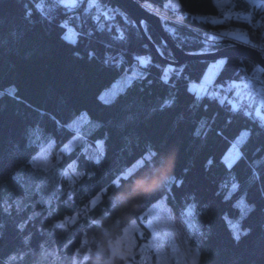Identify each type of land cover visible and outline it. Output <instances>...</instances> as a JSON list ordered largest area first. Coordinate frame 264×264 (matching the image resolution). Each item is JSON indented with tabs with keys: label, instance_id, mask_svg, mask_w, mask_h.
<instances>
[{
	"label": "trees",
	"instance_id": "1",
	"mask_svg": "<svg viewBox=\"0 0 264 264\" xmlns=\"http://www.w3.org/2000/svg\"><path fill=\"white\" fill-rule=\"evenodd\" d=\"M38 1L0 0V93H4L0 95V197L10 195L23 206L20 213L13 209L11 216L0 215V224L5 225L0 230V264H5L14 254L23 256L15 264H72L85 231L88 247L94 254L97 242L104 241L102 247H106L108 241L123 235L132 220H136L139 233H143V238L133 233L136 243L148 246L144 249L148 264H176L182 256L181 264H191V258L186 256L189 249L193 253L199 250V264H264V213L241 217V228H250L251 234L239 242L233 240L227 222L239 216L235 201L240 196L247 202L264 204L260 196L264 188V151H256L264 145V124L255 110L248 111L251 116L241 109L230 111L229 104L189 91V84L201 81L210 62L189 59L180 66L164 62L173 58L158 33L143 24L147 38L159 55L114 1L98 0L104 7L120 11L109 19L102 15L99 20L92 19L95 9H88V0H82L76 9H55L50 19L38 13L26 19L25 6ZM137 1L174 17L171 8L164 7L168 0ZM45 3L50 4L51 0ZM179 3L175 14L180 19L176 16L177 22L164 20L163 28L171 42L184 53H206L223 47L222 41L209 40L210 30L226 31L233 26L246 30L250 37L259 33V29L253 30L248 24L234 20L210 23L207 17L220 15L214 0H179ZM235 7L245 12L249 8L239 0ZM257 15L258 11L253 16ZM64 21L70 29L87 30L90 36L77 43L61 39L65 30L59 25ZM120 35L124 39H119ZM88 51L95 52L94 58H88ZM137 56L150 59L147 67L136 60ZM223 60L227 64L218 69L216 82L247 76L254 79L252 74L258 68L251 60L235 56ZM167 69L174 71L169 70L165 76ZM124 72L128 80L113 102L101 101L99 93ZM254 81L255 84L264 82V72L259 70ZM9 90H14L17 98L7 95ZM169 99L175 100L174 106L162 110L161 105ZM83 111L98 122L85 138L91 143L98 139L104 141L105 155L101 163L86 159L82 149L76 147L57 162L60 177L54 181L44 177L43 186L37 190L42 171L32 169L27 161L39 151L40 144L29 140V130L39 127L46 134L44 143L53 140V149L58 150L75 136V131L66 124ZM202 121L208 123L196 135ZM243 130L251 134L244 137L248 140L247 159L230 170L222 159ZM165 145L174 148L175 159L166 157L159 173L144 170L120 190L109 187L113 176L131 165L145 149ZM73 161L78 171L88 175L77 182L73 199L68 200V183L61 172ZM17 170L23 177L32 173L35 176L32 180L13 179ZM252 170L260 179H253ZM168 174L182 180L183 185H173L164 197L143 199L159 176ZM232 181L239 188L227 196L228 187L224 185L229 186ZM104 187H109L108 195L89 213L92 218H99L103 212L109 214L102 228H89L84 219L67 230L52 228L64 217L83 209ZM111 196L117 197L115 209L108 199ZM44 200L51 201V209L41 203ZM189 204L194 205L195 211L185 216L183 212ZM144 212H150L149 216L137 220ZM33 213L41 215L19 232L15 225ZM153 229L158 237V249L150 246ZM173 246L178 250L175 253ZM42 250L51 255L42 257ZM95 258L94 255L88 261L81 258L78 264H92Z\"/></svg>",
	"mask_w": 264,
	"mask_h": 264
},
{
	"label": "snow or ice",
	"instance_id": "2",
	"mask_svg": "<svg viewBox=\"0 0 264 264\" xmlns=\"http://www.w3.org/2000/svg\"><path fill=\"white\" fill-rule=\"evenodd\" d=\"M214 2H217V0H214ZM223 4L231 10L232 7V0H222ZM82 3V0H51L50 4H46L45 0H39V2H34L31 5L25 6V18L30 19L35 14H39L40 16L45 17L46 19H50V14L53 10L58 8H64V9H76L80 6ZM88 4L90 8H99V2L98 0H88ZM247 4L251 5L255 8H259L262 11H264V0H247ZM151 7V6H149ZM164 7H175L179 8L180 3L179 0H169V3L165 4ZM112 11H117L116 9H113ZM105 17L107 18V13H104ZM235 18L239 19L240 14L235 13ZM248 16H251V13L248 14ZM228 19H232L233 17L231 15L227 16ZM94 20H99V16L92 17ZM180 18L178 17V20ZM204 19V18H200ZM213 24L217 23H223V20H216L212 19L210 21ZM59 27L64 31V34L61 36V39L77 43L82 40H86L90 33L87 30L83 31H76L75 29H70L68 26V22L64 21L59 25ZM227 34V33H225ZM73 36H75V39H73ZM119 39H124L123 35H120L118 37ZM243 43L249 44L252 48H256V44H252L249 40H244ZM78 55V53H77ZM89 59L94 58L95 52L94 51H88L86 53ZM192 55H195V53H192ZM136 60L144 67H147L148 63H150V59L146 57L137 56ZM105 63H108V60L104 61ZM218 64H227V60H220L217 62ZM169 70L174 71V69H167L165 70V76L167 75V72ZM261 71H264V69H261ZM127 81V77L125 78ZM163 79V77H162ZM167 83V80L164 81ZM233 87H238L237 85L233 84ZM193 89H189V91H192ZM4 93H0V95H3ZM7 95L17 98L16 93L14 90H9L7 92ZM115 94L112 93H106L104 95L100 96L101 101L104 103H112L113 98ZM197 99H200L198 96ZM215 99V97H213ZM221 104H224L225 101H220ZM175 104L174 99L165 100L164 103L161 105V109H167L173 107ZM230 111H239V109L235 108V106H232ZM256 115L261 120L264 121V115H261V112L259 109H256ZM248 116H251V112L245 113ZM132 117H129L131 119ZM59 124V121L56 122ZM85 123H90L86 119V114H80L76 119L73 120L72 125L69 127H73L75 130H79L80 127H82ZM207 121H202L200 124V128L197 130L196 135H200L202 130L207 125ZM250 136L251 134H247ZM245 136L244 133H241L240 137H237L236 142L232 144V148L229 151V154L226 155L223 159V163L227 166L228 169H232L234 165H236L238 162L243 161L247 159V152L245 151L246 146L248 144V140L243 139ZM39 139V137H38ZM53 140H47L45 143H41L39 147V151L36 155L32 156L30 160L27 161L29 165H31L32 169H43L44 171H48L50 168V165L46 162V157L49 152V150L54 145ZM72 143V142H70ZM96 148L99 149L97 151L96 155L89 156L87 152L84 153L85 158L89 160H93L95 164H100L101 160L103 159L105 153L103 151V140H97L95 142ZM69 148V145H65L61 149V154L65 153ZM256 151H264V145H261L260 148L256 149ZM170 157L175 159V150L171 146L165 145L161 146L159 148H147L145 151L137 158L131 165L126 166L125 168L120 169L111 179L109 187L120 190L122 188V185L124 183H131L133 182L134 178L140 174L144 170H151L153 174L159 173L160 169H162L165 165V158ZM60 159V156L57 155L56 160L58 161ZM212 161H208V165H211ZM76 165V161H73L71 164L67 166L65 169V173L68 171L72 172V176L69 177L67 175H64L63 179L68 181V191L66 193L68 200H72L74 196V188L78 181L83 180L88 174L86 172H80L78 171L74 166ZM35 176V173L30 174L27 177H23L21 172L17 170L14 175L13 179L21 180V179H27L32 180ZM252 176L253 179H260V175L255 171L252 170ZM90 178V177H89ZM262 184H264V181H262ZM175 185L176 187H180L183 185L182 180H177L175 175L168 174V175H161L159 176L158 182L155 184L154 187L146 190L145 196L143 199H156L158 196L164 197V194L170 190V188ZM43 186V182L37 185V190H39ZM59 187V185H57ZM109 187L101 188L99 192L95 193L85 204L84 208L81 209L79 212H77L73 216H66L62 220L58 221L54 225H52V228H60L67 230L70 226L77 225L81 219H84L87 221L89 228H102L103 222L106 218H108V213L103 212L101 213L99 218H92L89 216V213L94 211L98 208L99 204L102 202L103 198L108 195ZM225 188L228 187L227 184L224 185ZM239 188V184L237 182L231 183L230 193L232 191H235ZM47 189H45L46 191ZM260 196L264 198V188L260 191ZM110 204L113 209L116 207V200L117 197L111 196L108 197ZM41 203L51 209V201L44 200L41 201ZM241 210V215L244 217H248L256 212L264 213V204L257 203L256 201L251 202H245L244 198H241V200L236 205ZM15 209L17 213H20L23 211L22 203L18 200L13 199L10 195L2 196L0 197V215H12V211ZM43 211V209H42ZM195 211L194 205L189 204L186 206V209L183 212V215L190 216ZM150 212H144L142 215H138L136 217L137 220H143L146 219L149 216ZM41 215V213H33L32 216H29L27 220L22 221L20 223H17L15 225L16 229L19 232H23L27 224L34 219V217ZM49 215H51V210L49 211ZM47 218V217H46ZM5 228V225L0 224V230H3ZM133 233H139V228L136 225V220H132L128 227L124 228L123 235H117L112 240L108 241L106 244V247H102V245L105 243L104 241H100L96 243V252L93 254L92 249L88 247L89 240H88V233L85 231L83 233V238L81 239L80 247H78L74 252V259L72 260V264H78V261L82 258L83 261H88L90 259V255H94L96 258L92 260V264H115L116 261L122 262V264H148L147 259L144 256V249L148 247L147 245H138L136 243V236L133 235ZM251 234V229H242L239 224L232 225V238L234 241L239 242L242 237H247ZM140 238H143V233H139ZM167 235V233H165ZM158 237L153 229V238L150 242V246L152 248L158 249V243H157ZM25 243H27V238L25 239ZM140 249L137 251V249ZM174 253L178 250L173 246ZM42 257H47L48 255H51V253H48L46 251L41 252ZM106 256V259H102L101 257ZM186 256L191 258V264H199L200 262V252L197 250L195 253L192 252V250H186ZM23 256L21 254H14L10 255L8 260L5 261V264H15L16 261L22 260ZM184 259V256L181 257V259H177L176 264H181V261Z\"/></svg>",
	"mask_w": 264,
	"mask_h": 264
},
{
	"label": "rangeland",
	"instance_id": "3",
	"mask_svg": "<svg viewBox=\"0 0 264 264\" xmlns=\"http://www.w3.org/2000/svg\"><path fill=\"white\" fill-rule=\"evenodd\" d=\"M237 0H232V7H231V10H229V8L227 6H225L222 2V0H217L216 5L218 6L219 8V11H220V15L217 16V17H213L212 19H216V20H223V21H227V20H234L236 22H240V23H244L242 21V18L240 17L239 19L235 18V16L233 15L235 13V9H237L235 7V2ZM239 1H243L247 4V0H239ZM39 2V1H38ZM99 2V1H98ZM168 3H169V0H168ZM99 8H94L95 9V14H94V17H97L99 15H102L104 16L105 19H109L111 16H113L116 13H120V11H112L113 9L112 8H109V7H104V5L100 4L99 3ZM248 5V4H247ZM146 9H148L149 11L153 12L154 14H156L157 16H159V18L161 19L162 21V25H163V21L164 20H172V21H176L177 22V18L176 16L178 17L177 14H175V10L177 8L175 7H169L171 8V11H173V16L169 15V14H166L165 12L161 11L159 12L158 10L156 9H152L146 5H143ZM250 6L251 5H248L249 7V10H250ZM88 9H91L89 7V4H88ZM255 8V7H254ZM117 10V9H116ZM256 11H258V13H261V14H264V11H262L261 9L259 8H255ZM104 13H107V18L105 17V15H103ZM231 15L233 18L232 19H228L227 16ZM211 19V20H212ZM211 20H208L209 22ZM211 23V22H210ZM164 26V25H163ZM227 33V34H225ZM208 37H209V40H214V41H233L235 43H239V44H242V45H245L249 48H251L252 50L256 51L257 53L258 50L255 49V48H252L249 44H245L243 43L244 40H249L252 44H254L253 41H255L257 38H256V35L254 34L253 36L251 35L248 36L247 33H246V30L244 29H236L234 28L233 26H230L229 29H227L226 31L223 29H219V30H210V32L208 33ZM222 44V43H221ZM222 46L224 47V45L222 44ZM222 48V47H221ZM212 52V51H211ZM261 55V54H260ZM264 58V57H262ZM220 60H223V59H217L213 62H210L201 81L199 83H197V86H198V89H197V95H199V90L201 88L205 89L210 87L214 82H215V75L218 71V69L220 68V66L222 64H218L217 62L220 61ZM256 65V64H255ZM256 67L258 69H256L254 71V73L252 74L253 78H257V75H259V70H261L257 65ZM127 73L124 72L123 74H121L118 79L113 82L110 86L104 88L98 95V98L100 99V96L101 95H104L106 93H112V94H117L118 92H120L125 84H126V77H127ZM255 75V76H254ZM245 80H248V81H251L250 83L251 84H248L249 87L252 86V88L255 90L256 94L249 99V106H250V110L251 108H253L254 110L256 109H259L260 112H261V115H264V91L261 90L259 83L258 84H255V81L254 79H251L249 76L245 77L244 78ZM128 80V79H127ZM261 85V84H260ZM263 89V88H262ZM114 95V97H115ZM101 100V99H100ZM253 100V101H251ZM262 107H261V106ZM238 109V108H237ZM249 110V111H250ZM86 114V119L88 121H90V123H85L82 127L79 128V130H75L73 127H69L70 125H72L73 123V120L76 119L80 114ZM255 114H256V111H255ZM257 116V115H256ZM263 124H264V121H261ZM66 126L70 129H73L75 131V136L72 137L67 143H65L60 149L58 150H54L53 147L49 150L48 154H47V157H46V162L48 165H50V168L48 171H44L43 169H36V170H41L42 173H41V178H40V182H43L44 181V177L47 178H51L53 181L55 179L58 178V176L60 177V174L56 171V164L57 161L56 160V157L57 155L61 156L64 154H61V149L67 144L69 145V148L68 150L65 152H69L70 150L76 148V147H80L82 149V151L85 153L87 152V154L89 156H95L97 151H99V149L96 148V144L95 141L94 143H91L89 141H86V138L85 136L92 133L93 130L98 126V122L95 121V120H92L88 117L87 113L86 112H80L79 114L75 115L67 124ZM241 133H244L245 136L247 135V131L246 130H243ZM241 133L237 136V137H240ZM244 136V137H245ZM39 137V139H38ZM243 137V139H244ZM45 138H46V134L43 133V131L39 128V127H33L29 130V140H31L32 142H36V143H44L45 141ZM237 139V138H236ZM236 139L234 140L233 143L236 142ZM98 140H101V139H98ZM72 142V143H70ZM232 143V144H233ZM232 144L230 146V148L226 151L225 155L223 156V159L226 155L229 154V151L230 149L232 148ZM37 154V153H36ZM35 154V155H36ZM222 159V160H223ZM71 164V163H70ZM68 166V165H67ZM76 168V165L74 166ZM67 168V167H66ZM65 168V169H66ZM65 169L61 172V176L64 177V175H67L69 177L72 176V172L71 171H68L67 173H65ZM66 182L68 183V181L66 180ZM234 182V181H232ZM231 182V183H232ZM231 183L229 184L228 186V189H227V196H229L231 193H230V188H231ZM241 198H244L243 196H240L236 201H235V204L237 205L238 202L241 200ZM245 199V198H244ZM245 202H247L245 200ZM240 210V208H239ZM242 215H241V210H240V213H239V216L237 218H234V219H228L227 222L232 230V225L234 224H239L240 225V219H241ZM241 227V226H240Z\"/></svg>",
	"mask_w": 264,
	"mask_h": 264
},
{
	"label": "water",
	"instance_id": "4",
	"mask_svg": "<svg viewBox=\"0 0 264 264\" xmlns=\"http://www.w3.org/2000/svg\"><path fill=\"white\" fill-rule=\"evenodd\" d=\"M112 1L118 4L127 13L129 18L140 29L143 37L145 38L147 43L151 46V48L154 50L156 54H158V52L153 46V44L147 38L143 29V24L144 23L147 24L158 33L162 41L169 47L173 58L172 60H168V61L164 60V62L172 66H180L189 59H202L208 62H213L217 59H226L227 57L235 56V57H245L251 60L260 69H264V58H262V56L259 53H257L256 51L252 50L251 48L245 45L235 43L233 41L222 42L224 47L212 52L197 53L195 55L184 53L181 49H179L171 42L166 32L164 31L162 21L159 18V16L146 9L139 1L137 0H112ZM261 84L264 85V82H261Z\"/></svg>",
	"mask_w": 264,
	"mask_h": 264
},
{
	"label": "built area",
	"instance_id": "5",
	"mask_svg": "<svg viewBox=\"0 0 264 264\" xmlns=\"http://www.w3.org/2000/svg\"><path fill=\"white\" fill-rule=\"evenodd\" d=\"M255 12L256 10L253 6H250V10L248 8V11L246 12L242 9H235V13L240 14V17L244 23L248 24L253 30L259 29V33L256 34L257 39L253 42L257 45L255 49H257L259 54L264 57V15L258 13V15L254 17L253 15ZM249 13H251L250 17L248 16ZM212 18L213 17H207V20H211ZM250 82L251 81L245 80L244 78H240L238 80L226 79L221 82L215 81L210 87L206 88V90L201 88L199 90V95L206 96L209 99L215 100L219 103L220 101H225V104L235 106V108L248 112L250 110L249 99L256 94L252 86H248V84H251ZM233 84L237 85L238 87H233ZM258 86H260V88L262 87L263 89L261 88V90L264 91V85L259 84ZM190 89H193L192 91L197 93V84L191 83ZM213 97H215V99H213Z\"/></svg>",
	"mask_w": 264,
	"mask_h": 264
}]
</instances>
